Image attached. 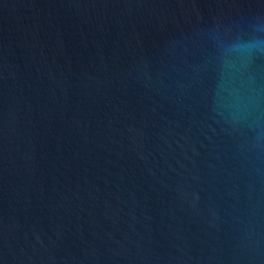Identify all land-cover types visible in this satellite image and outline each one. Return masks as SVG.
<instances>
[{"label": "water", "instance_id": "95a60500", "mask_svg": "<svg viewBox=\"0 0 264 264\" xmlns=\"http://www.w3.org/2000/svg\"><path fill=\"white\" fill-rule=\"evenodd\" d=\"M0 264H264V0H0Z\"/></svg>", "mask_w": 264, "mask_h": 264}]
</instances>
